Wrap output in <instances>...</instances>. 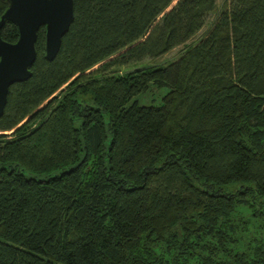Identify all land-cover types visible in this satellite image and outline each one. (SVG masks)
<instances>
[{"label":"trees","instance_id":"16d2710c","mask_svg":"<svg viewBox=\"0 0 264 264\" xmlns=\"http://www.w3.org/2000/svg\"><path fill=\"white\" fill-rule=\"evenodd\" d=\"M216 1L72 0L50 62L39 28L0 117V264H264V0H231L168 65L111 71Z\"/></svg>","mask_w":264,"mask_h":264},{"label":"water","instance_id":"95a60500","mask_svg":"<svg viewBox=\"0 0 264 264\" xmlns=\"http://www.w3.org/2000/svg\"><path fill=\"white\" fill-rule=\"evenodd\" d=\"M5 10L0 15V30L9 22L17 30L15 43L0 38V117L6 105L9 86L30 78L36 57L35 39L44 30L43 58L50 62L57 55L61 39L73 20L72 0H0ZM1 35V31H0Z\"/></svg>","mask_w":264,"mask_h":264},{"label":"rangeland","instance_id":"374dc122","mask_svg":"<svg viewBox=\"0 0 264 264\" xmlns=\"http://www.w3.org/2000/svg\"><path fill=\"white\" fill-rule=\"evenodd\" d=\"M231 0H217L214 8V12L205 19V23L203 27L187 42H185L183 45H180L179 47H176L172 50H170L168 53L159 56L155 59H147L142 62H138L129 66H125L124 68H118V69H112L115 74L117 75H124V73L133 72L135 69L143 68V67H150V66H165L170 64V62L176 61L181 56L183 50L187 46H191L194 42L199 40L203 37L204 33L211 27V25L214 23L215 17L222 11H224ZM167 92V89L162 88H154L152 85L148 88V91L144 94H141L137 97V101L141 105H159L160 98L165 95ZM254 228L251 229V232H253Z\"/></svg>","mask_w":264,"mask_h":264}]
</instances>
